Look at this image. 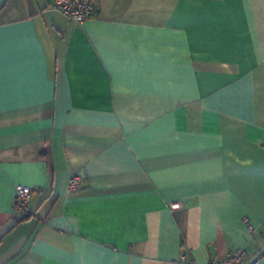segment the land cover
<instances>
[{"label": "crops", "instance_id": "0c3cea01", "mask_svg": "<svg viewBox=\"0 0 264 264\" xmlns=\"http://www.w3.org/2000/svg\"><path fill=\"white\" fill-rule=\"evenodd\" d=\"M51 1L0 0V264H264V0Z\"/></svg>", "mask_w": 264, "mask_h": 264}, {"label": "built area", "instance_id": "2783aa9c", "mask_svg": "<svg viewBox=\"0 0 264 264\" xmlns=\"http://www.w3.org/2000/svg\"><path fill=\"white\" fill-rule=\"evenodd\" d=\"M50 7L69 19L81 23L90 18L95 13V4L92 0H52ZM81 185V178L78 175H72L67 183L69 191L77 190ZM13 211L21 217L29 215V202L32 193V188L25 184H15L14 186ZM172 208L177 207L171 205ZM245 250L238 248L235 251L227 252L224 255L211 257L205 264H245ZM181 260H185V255H182ZM192 264H199L193 262Z\"/></svg>", "mask_w": 264, "mask_h": 264}, {"label": "trees", "instance_id": "16d2710c", "mask_svg": "<svg viewBox=\"0 0 264 264\" xmlns=\"http://www.w3.org/2000/svg\"><path fill=\"white\" fill-rule=\"evenodd\" d=\"M23 218H25V217H23Z\"/></svg>", "mask_w": 264, "mask_h": 264}]
</instances>
